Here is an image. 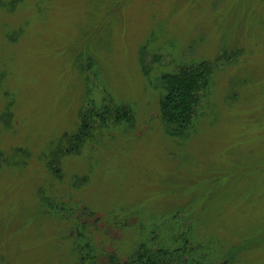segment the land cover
Listing matches in <instances>:
<instances>
[{
    "label": "rangeland",
    "instance_id": "1",
    "mask_svg": "<svg viewBox=\"0 0 264 264\" xmlns=\"http://www.w3.org/2000/svg\"><path fill=\"white\" fill-rule=\"evenodd\" d=\"M200 64L174 136L163 77ZM158 226L264 264V0H0V264H101Z\"/></svg>",
    "mask_w": 264,
    "mask_h": 264
},
{
    "label": "trees",
    "instance_id": "2",
    "mask_svg": "<svg viewBox=\"0 0 264 264\" xmlns=\"http://www.w3.org/2000/svg\"><path fill=\"white\" fill-rule=\"evenodd\" d=\"M203 65L200 64L197 67H192V70L183 71V78L172 77L171 75L163 77L164 93L160 99V116L166 130L174 136L185 134L194 125L197 107L201 99L200 92H207L212 73L209 70L210 67L207 65V67H203ZM117 114L116 122L131 119L127 117L129 111L126 108L118 109ZM158 227L145 241L134 244L128 252H122L118 247L115 250L109 246L104 247L102 256L99 258L101 264L233 263L232 257L229 258L225 254L220 255L219 258H212L210 247L207 245H193L189 242L191 239L186 236L183 237L182 233L180 234L181 237H177L171 233V230ZM117 236L115 235L114 238L116 239Z\"/></svg>",
    "mask_w": 264,
    "mask_h": 264
}]
</instances>
